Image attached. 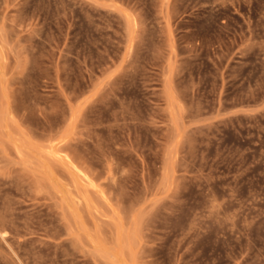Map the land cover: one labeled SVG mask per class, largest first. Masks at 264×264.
<instances>
[{
  "label": "rangeland",
  "instance_id": "374dc122",
  "mask_svg": "<svg viewBox=\"0 0 264 264\" xmlns=\"http://www.w3.org/2000/svg\"><path fill=\"white\" fill-rule=\"evenodd\" d=\"M0 264H264V0H0Z\"/></svg>",
  "mask_w": 264,
  "mask_h": 264
},
{
  "label": "bare ground",
  "instance_id": "6f19581e",
  "mask_svg": "<svg viewBox=\"0 0 264 264\" xmlns=\"http://www.w3.org/2000/svg\"><path fill=\"white\" fill-rule=\"evenodd\" d=\"M80 200H81V199H80ZM77 201H78V200H77ZM77 201H76V202H77ZM81 201H82V200H81ZM79 202H80V201H79ZM78 204H79V203H78ZM2 218H3V217H2Z\"/></svg>",
  "mask_w": 264,
  "mask_h": 264
}]
</instances>
